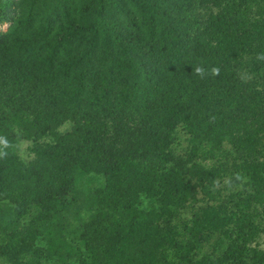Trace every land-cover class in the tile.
<instances>
[{"label":"trees","instance_id":"16d2710c","mask_svg":"<svg viewBox=\"0 0 264 264\" xmlns=\"http://www.w3.org/2000/svg\"><path fill=\"white\" fill-rule=\"evenodd\" d=\"M5 24L2 261L264 264V0H0Z\"/></svg>","mask_w":264,"mask_h":264},{"label":"rangeland","instance_id":"374dc122","mask_svg":"<svg viewBox=\"0 0 264 264\" xmlns=\"http://www.w3.org/2000/svg\"><path fill=\"white\" fill-rule=\"evenodd\" d=\"M8 28V25H0V32H4L6 29ZM70 129V124L66 123L64 124L62 127H60L59 131L64 132ZM184 137H182V139L180 140V148L182 149L185 146V142H184ZM30 143L29 142H22L20 144V151H19V155L21 157V159H23L24 161L28 160L30 158V152H29V147ZM189 213V211H188ZM187 216H189V214H187ZM258 243H259V247L260 249L264 250V232L260 233V236L258 237ZM203 251H206V249H204ZM0 264H6V262L2 261V259L0 258Z\"/></svg>","mask_w":264,"mask_h":264},{"label":"clouds","instance_id":"9594fccd","mask_svg":"<svg viewBox=\"0 0 264 264\" xmlns=\"http://www.w3.org/2000/svg\"><path fill=\"white\" fill-rule=\"evenodd\" d=\"M260 58L264 59V54H262ZM195 73L197 75H200L201 77H203L205 75V69L202 66H198L195 68ZM211 73L213 75H218L219 74V68H212ZM0 146H2L4 148H6L8 146V141L3 137H0ZM5 155H7V153L0 150V157H3Z\"/></svg>","mask_w":264,"mask_h":264}]
</instances>
